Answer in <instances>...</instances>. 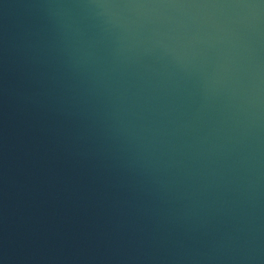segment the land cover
Wrapping results in <instances>:
<instances>
[{
    "label": "clouds",
    "instance_id": "obj_1",
    "mask_svg": "<svg viewBox=\"0 0 264 264\" xmlns=\"http://www.w3.org/2000/svg\"><path fill=\"white\" fill-rule=\"evenodd\" d=\"M23 7L34 10L35 23L11 45L13 62L36 87L12 94L72 125L74 155L108 173L117 216L84 252L23 260L264 264V0ZM165 68L201 73L225 103L214 115L185 113L168 99ZM3 92L7 98V84ZM19 259L0 252V264Z\"/></svg>",
    "mask_w": 264,
    "mask_h": 264
},
{
    "label": "water",
    "instance_id": "obj_2",
    "mask_svg": "<svg viewBox=\"0 0 264 264\" xmlns=\"http://www.w3.org/2000/svg\"><path fill=\"white\" fill-rule=\"evenodd\" d=\"M29 2L0 0V252L7 250L21 258L17 264H49L26 262L23 257L72 256L88 250L97 232L107 230L117 218L109 207L116 193L106 185L108 173L74 155L77 148L69 134L70 123L48 107L22 104L12 94L22 86L29 91L36 87L20 79L11 47L35 23L34 10L23 7ZM5 37L9 42L6 72ZM152 63L162 67L155 60ZM163 70L170 73L173 89L168 99L185 113L199 108L214 115L225 103L224 95L217 92L219 86L201 73L193 74L191 68L188 74ZM261 217L264 223V210Z\"/></svg>",
    "mask_w": 264,
    "mask_h": 264
}]
</instances>
